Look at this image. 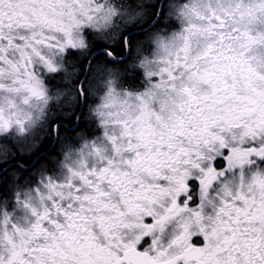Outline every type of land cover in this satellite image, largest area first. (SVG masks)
I'll list each match as a JSON object with an SVG mask.
<instances>
[{"label": "snow or ice", "instance_id": "snow-or-ice-1", "mask_svg": "<svg viewBox=\"0 0 264 264\" xmlns=\"http://www.w3.org/2000/svg\"><path fill=\"white\" fill-rule=\"evenodd\" d=\"M0 264H264V0H0Z\"/></svg>", "mask_w": 264, "mask_h": 264}, {"label": "clouds", "instance_id": "clouds-1", "mask_svg": "<svg viewBox=\"0 0 264 264\" xmlns=\"http://www.w3.org/2000/svg\"><path fill=\"white\" fill-rule=\"evenodd\" d=\"M218 206L219 205H217V207ZM215 210H216L215 207L210 208L209 211L207 212V215L214 218L215 217Z\"/></svg>", "mask_w": 264, "mask_h": 264}, {"label": "rangeland", "instance_id": "rangeland-1", "mask_svg": "<svg viewBox=\"0 0 264 264\" xmlns=\"http://www.w3.org/2000/svg\"><path fill=\"white\" fill-rule=\"evenodd\" d=\"M5 210H10V209H5Z\"/></svg>", "mask_w": 264, "mask_h": 264}]
</instances>
